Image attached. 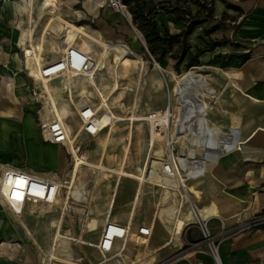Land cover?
Returning a JSON list of instances; mask_svg holds the SVG:
<instances>
[{
    "label": "rangeland",
    "instance_id": "rangeland-1",
    "mask_svg": "<svg viewBox=\"0 0 264 264\" xmlns=\"http://www.w3.org/2000/svg\"><path fill=\"white\" fill-rule=\"evenodd\" d=\"M84 1L85 0H64L63 3H61V0H59L58 5L60 12L63 17L69 20L70 25L82 26L95 34L99 33L98 31L101 33V30H98L95 27L100 28L104 26L108 28L105 20L102 18H93L90 12L86 9ZM97 1L100 4V7L102 9L105 8L107 12L110 11L115 14H121L109 8L108 0H96V5ZM164 1H170L173 5L181 6L185 10L186 8H190L192 14H195L199 10V7L194 2H200V4L204 2L213 3L212 7L214 8V14H216V5H221V8L226 13L220 15L218 13V19L214 18V20H208L206 23L196 28L193 35L188 38V53H196L195 47H200L203 51L199 56V64L202 63L203 57L209 56V62L212 65L200 70L196 67L189 68L188 55L184 57L181 63L177 64V58L181 57L182 49L185 48V45H174L171 48V52L162 58H159L158 55L154 56L150 53L148 45L143 38V34L136 27L132 17L128 13V22L115 27V30L112 29V35L116 41L107 39L102 33L101 36L105 41L112 43L120 42L127 45L135 55L138 56L136 57L132 53L128 55L131 59L136 61L130 71L121 72V76L119 77V80H117L115 77V61L122 58L123 52L119 49H113L110 55L105 57L101 64V67L103 68L99 72L102 76L101 82L98 80V74L94 75V83L89 82L85 76L71 75V86H66V88L70 89L71 99L69 101L62 100L58 93L56 94L53 92L55 106L58 109V121L64 122L66 120L68 123H74L77 125L76 130L74 131V136L69 137L71 145L68 146V151L73 158V162L70 158L69 166L65 173V176L68 177L71 185L70 196L62 201L59 215L53 221L55 231L51 247L56 248L55 253L58 257V260L55 261V263L84 264L85 261H79V259L84 257L85 252H94L91 247L82 246L72 242H81V238L73 234H79V230L82 226L83 229H94L96 228L97 223L103 219L106 220V218H108L109 220H118V216H122L126 219L130 227H133L135 215L142 203L141 199L147 186H149L147 189L148 195L145 193V196L147 195V197L143 199V205L141 207L142 220L144 219V221H148L152 212V217H154L155 221L161 218V227L157 230V237L161 234L162 230L164 232L166 229L170 232L169 229L172 226V222L169 221V218L171 216V211L176 204L174 203L171 194L168 193L169 190L167 189L163 192L164 189L156 187L159 185L155 182L161 172L159 157L163 153L162 149L164 146L163 143L160 144L158 142H153L150 121L141 119L148 118L151 112L167 111L166 109L168 105L171 104L172 110L170 109L168 111H170L171 115L170 124H172L174 128H171L172 130L167 132V135L169 136L170 133L171 140L174 142L172 136L176 135L175 129L177 126H181V124L184 125V129H187L186 132L190 134V144L187 148L183 146L180 155L186 154L192 156L197 154L198 148L203 150L204 147H206L207 138L205 139L206 136L200 129V125L205 126L206 123L209 128H212L213 132H215V136L220 142H222V139L226 138L224 136L228 134L226 131L229 128L219 122L214 121L212 124L214 127L209 125V122L206 119V111L203 112V114L196 113V111H203V108L194 106L193 109H191L190 106H192V100L205 103L212 102L213 96L207 89L210 88L215 91L220 89L224 82L221 70L235 67L233 65H235L236 60L233 58L232 54L228 56L221 55V57H218L217 55L219 54L215 53L219 50L223 52L228 50V46L235 48L234 44L229 43L225 38L222 39L221 36L230 28L233 29L237 26V22L242 14L238 11L239 1L192 0V3L189 2L187 4L185 3L186 0ZM165 6L168 7L167 4ZM18 8L26 11L28 15L27 13H19ZM210 8V5H208L207 8H202V18H207V16L210 15ZM44 10H49V8L42 6V0H35L32 9H29L26 0H0V96L6 98L8 101L10 100V108L6 115L3 114V112L0 113V119L6 121L8 125L7 129H9L10 134L15 135L18 132L21 134L25 146H28L33 140L40 143V132L43 123L42 112L45 106H48L49 104L45 95L42 94L44 86L38 76L35 65L30 58L29 48L27 47L29 30L33 28V37L35 43L38 44L39 37L47 27V16L42 15ZM64 10L69 11L68 16ZM34 11L36 19H34ZM183 12L186 13V11ZM38 14L39 19L37 17ZM153 17L162 31L164 26H166L172 34H176L175 31L177 29H181V31L184 29L185 23L178 22L172 14L159 11L154 14ZM97 20H99V22ZM216 25L219 26V30L213 34L212 39L211 36L205 34V30L211 29ZM20 27H26L25 41L21 44V50L24 54L20 50L23 57L18 50H14V41L13 36L11 35L15 29ZM40 27H42V32L37 36L36 34ZM71 36L72 33L63 30L60 23L55 20L52 21L46 33V38L43 44L44 50L46 47L53 50L56 42H60L64 44L63 51H65L70 45ZM214 42L225 43L214 47ZM76 45H79L84 53H95L97 55V60L100 58L103 51V47L100 44L85 38L78 39ZM192 71L195 72L196 76H200L203 79L195 85H189L186 101H190V104H184L181 110L176 96L179 77L182 75L191 76ZM232 78L237 85L235 75H233ZM22 80L25 81L28 87L24 86L23 88H18ZM110 80L112 81L109 84ZM33 83L35 86V95L33 92L30 94L29 89L30 86H33ZM73 85L79 87L83 97H88L93 103H98V106H100L101 109L107 110L112 119L111 130L102 136L97 150L93 153L87 150L93 149L100 139L90 138L85 134L81 135L82 123L80 122L79 116L73 115L68 109L69 102H72L75 107H79V103L75 101L72 96ZM16 88H18L17 91H20V94L22 95L15 97ZM60 88L63 91V84H61ZM229 89L232 91V94L238 92L232 86L225 90V92ZM25 90H29V92L25 93ZM92 90H95V95L99 99L91 92ZM6 100H0V109L6 108ZM190 110H193V114L189 113ZM166 121L167 117H165V122ZM114 128L115 135L113 132ZM181 133L184 135V130H182ZM125 137L127 138L126 142ZM192 139L198 142L193 144L194 147H192ZM76 145L79 148V151H82L81 153L76 150ZM71 148L72 150H70ZM95 153H98V156L92 160ZM221 154H226V152H222ZM11 155L17 156L22 166L29 167L28 161L16 151L0 152V158ZM77 158L81 163L78 169L73 172ZM71 162L73 167L71 166ZM201 163L203 166L204 161ZM218 163L219 160L215 163L212 161L209 164L207 163L208 167L203 172V176H198L199 179L197 180L194 179L192 181H187L182 173L179 172L178 178L182 187L184 184V188L187 190L191 189V193H193V189L199 186V188L203 189L201 190L202 192L196 193V202L199 204H204L206 202L210 203L214 199L212 193L216 192L219 186L216 184L215 186H212L211 182L214 177L218 182L220 180L216 176L217 170L214 172ZM47 169L49 170V168ZM195 169L196 171L200 170L197 168ZM141 174H144L147 177L148 182L142 183L136 179L137 177H140ZM133 183H135V185ZM146 183H148V185ZM75 185L79 187V189H74ZM81 187H84L86 191L85 193H82ZM133 192L134 195L131 199L132 208L130 211L127 210L123 212L120 206L123 201L128 200L131 197ZM71 195L75 197V201L73 202H71ZM185 195L187 205L190 203V206H193L190 194L185 193ZM79 196H81V199H79ZM72 208L75 209L73 210ZM188 208L189 211H192V208ZM150 209L153 210L151 211ZM36 210L37 216L45 214V216L39 217L38 219L44 223L52 217H55V215L47 213L48 209L43 210L41 208H36ZM86 210L89 212H86ZM131 214L133 215L132 218ZM197 214L200 218L199 213ZM63 226L64 231L62 232L61 230ZM208 227L212 234H218L222 230V226L219 224L216 228L211 227L210 224H208ZM68 230L73 234L64 235ZM195 230L200 232L201 238L202 233L198 225L192 226L188 230V237L191 232ZM90 235L92 239H95L96 232H92ZM32 236L33 237H30L31 240L42 254L44 246L33 234ZM64 237L65 240H62ZM134 238H136V235ZM64 243L69 244L70 258L62 252L63 247L61 245ZM135 246L136 245L133 244V247ZM135 248L141 249L140 246H136ZM51 249L52 248L44 252H49ZM134 252H136V254L134 255V253H132L134 259L130 262L136 264L138 263L137 258L142 254L138 251ZM158 252H160V250L156 252L155 256ZM183 254H174L172 257H180ZM113 259L114 258L106 256V260L102 259L98 264H109ZM170 259L171 258H169V260ZM169 260L167 259L165 263ZM155 261L156 259L154 262ZM154 262L152 264H154Z\"/></svg>",
    "mask_w": 264,
    "mask_h": 264
},
{
    "label": "crops",
    "instance_id": "crops-1",
    "mask_svg": "<svg viewBox=\"0 0 264 264\" xmlns=\"http://www.w3.org/2000/svg\"><path fill=\"white\" fill-rule=\"evenodd\" d=\"M34 1L35 0H26L29 9L33 8ZM58 1L59 0H42V6L49 8V10H44L42 12V15L47 16V27L39 37L38 44L35 43L33 37V28L28 32L29 38L27 40L30 58L34 63L38 76L40 77V80L44 86L42 94L45 95V98L49 102L48 106H45L42 112L44 123H48L51 120H58V109L55 106L53 92L56 94L58 93L62 100L69 101L68 94L64 93V91H62L60 88L62 84L60 80H55V78L46 79L42 76L45 62L57 60L61 56L64 47L63 43L56 42L53 50L48 49V47H46L44 50L43 44L46 38V33L52 21H57L61 24L63 30L72 33L70 45L68 47L69 49L76 45L78 39L80 38H85L100 44L103 47L100 58L97 60L99 61L100 66L104 58L110 55L113 49L121 50L123 52L122 58L115 61V77L117 80H119L121 72L130 71L136 62L134 59H131L128 56L130 53L135 55L130 47L120 42L112 43L105 41L101 36L103 34L107 39L116 41L112 35V29L115 30V27L121 26L128 22V19L123 14H115L110 11L107 12L105 8L102 9L100 7L98 1L96 5V0H85V7L90 12L91 16L95 19H104L106 25L108 26V28L104 26L97 28L93 25L96 29L101 30L102 33L101 34L100 31H98L100 34H95L82 26L70 25L69 20L63 17L62 13L60 12ZM63 1L64 0H61V3H63ZM238 1V8L241 10L242 14L237 22V26L233 29L230 28L221 36L222 39L225 38L229 43L234 44L235 48L228 46V50L224 52L219 50L215 53L225 56L231 54L236 56L234 58L236 63L233 65L235 67H229L221 70L224 77V82L220 89L217 91L210 88L207 89L208 92L213 96L212 102L205 103L192 100V106H190L191 109H193L194 106L203 108V111H196L198 114H203V112L211 109L217 104L215 109L210 113V120L213 123L216 121L228 128L231 127L238 133L237 142H241L239 149H237L236 146V148L230 152H226V154L220 153L212 161L215 163L219 160L214 172L217 170L216 176L220 180L218 182L214 177L213 181L211 182L212 186H215L216 184L219 186V188L216 192L212 193L214 195V199L210 202L211 204L206 202L204 205L205 207L198 208V213L200 218L204 220L212 217V220L209 222V224L213 228H216L218 224L222 227L226 226L229 228L239 224H245L254 217H259V219L264 217V0ZM18 10L19 13H27L20 8H18ZM64 11L68 16L69 11ZM218 13L219 15L226 13L221 8V5H216V14H214V18H219ZM37 17L39 19V14ZM34 19H36L35 11ZM97 21L99 22V20ZM25 29L26 27H20L11 33L14 41L13 48L14 50H18L21 56V44L25 41L26 37ZM217 31L211 33L208 36H211L213 39V34ZM41 32L42 27L39 28L36 35L39 36ZM179 32H181V29H177L175 31V33ZM76 46L79 47V45ZM244 54H248L249 59L245 63H242L238 56ZM92 55L95 57L97 56L95 53H92ZM135 56L138 57L137 55ZM42 57L45 59V61ZM209 61V56L203 57L202 63L196 68L200 70L211 66L212 64ZM22 62L24 66L23 58ZM79 75L87 77L89 82L94 83V76L83 73ZM233 75H235L237 85L234 83L232 78ZM97 77L101 82L102 76L98 74ZM70 79L71 75L64 79L63 87L71 86ZM202 79V77L196 76L195 72L193 71L191 76L182 75L179 77V85L176 90V96L178 98L181 110L184 104H190V101H186L187 89L189 88V85H195L199 81H202ZM111 81L112 80L109 81V84ZM24 86L28 87L25 81L22 80L18 88H23ZM230 86L234 87L238 92L232 94L230 89L225 92V90H227ZM18 88H16L15 97L22 95L20 94V91H17ZM29 89L30 94H32V92L33 94L35 93L34 83L33 86L29 87ZM28 92L29 90H25V93ZM91 92L95 95V90H92ZM224 92L225 94L223 95ZM72 96L78 103L81 98H88L82 96L77 85L73 86ZM1 99L6 100V98H2L0 96V100ZM6 103V108L0 109V113L3 112L5 115L10 108V100H6ZM68 109L69 112L77 116V107H75L72 102H69ZM189 113L193 114V110H190ZM165 117H167L166 122ZM170 119V111L167 110L164 112H151L148 118L141 120L150 121L153 142H158L161 144L164 140H167V132L164 133V129H168ZM69 125L73 131L76 130L77 125L74 123H69ZM7 126L8 125L6 121L4 119H0V152L16 151L20 154V156L28 161L29 167L22 166L20 164L19 158L15 155H11L0 158L1 170L9 166L18 169H25L32 173H36L48 178H66L65 173L69 166L70 155L63 146L53 145L45 142L41 132L40 143H37L35 140H33L28 146H25L21 134L19 132L15 135L10 134ZM115 128L113 129L114 135ZM175 130L176 135L172 136L174 142L183 144L185 141L190 139V134L186 132L187 129H182L180 126H177ZM182 130H184V135L181 133ZM106 133L98 137H94L95 139H100V141L93 149L87 151L91 153L95 152L101 142L102 136H104ZM126 141L127 138L125 137V142ZM196 143L198 142L192 139V147H194L193 144ZM67 144L70 146L71 141L68 140ZM70 150H72V148ZM96 156H98V153L93 155L92 160H94ZM161 156L159 157L161 172L155 182L162 189H164L163 192L167 189L169 190L168 193L171 194L172 199L176 204V206L172 209L171 216L169 218V221L172 222V226L170 227L169 231L174 233V235L175 232H177L179 236L183 228L190 222H193L194 216L191 211H189L188 207L191 208V206L190 203L187 205L186 195L183 187L180 184L178 176L176 175L175 178H171L167 177V175L162 172ZM187 156L188 155L186 154L179 155V160L182 162V157ZM201 162L202 161L197 160L191 163L194 169H200L196 172L202 171L203 173L207 169V163L205 165L204 162L202 166ZM80 163V160L77 158L73 172L78 169ZM47 168H49V170ZM179 170L182 173L180 167ZM136 179L142 183L148 182V179L144 174H141L140 177H137ZM195 179L197 180L199 177H196ZM133 184L135 185V183ZM148 187L149 186L146 187L143 193V197L141 199L142 203L140 204L139 210L135 215L133 227L137 228L138 226L142 225L154 224V236L149 243L148 250L145 252L143 251L142 247L141 249H136V246L133 247V244L130 243L126 248L125 254H119V256L122 257L124 261L123 264H133L130 261L134 259L132 255V253H134V255L136 254L134 251H138L142 254L137 258L138 263L136 264H152L155 259L156 261L154 264H162L165 263L167 259L169 260V258H172V256L179 250V245L174 246L169 244L170 232H168L166 229L164 232L162 230V235L160 234L157 237V230L161 227V218L155 221L151 212V217L148 221H144V219L142 220L141 207L143 205V199L148 195ZM199 187L193 189V193H190L192 204L197 201L196 193L202 192L201 190H203ZM145 193L147 194L146 196ZM133 195L134 192L128 200L122 202L120 208L123 210V212L131 210V199ZM59 210L60 208L48 209L47 213L50 215H55V217L51 216L52 218L44 223L38 219L39 217L45 216V214L37 216L36 214H31L29 209H26L22 215H15L12 211H9L0 201V264H55V261L58 260V257L55 253L56 248L51 247V245L53 244L55 231V227H53V221L59 215ZM88 210H86V212H89ZM132 217L133 215L131 214V218ZM117 219L118 220H110L119 222L121 224H128L126 219L122 216H118ZM105 221L106 220L103 219L97 223V228L99 230ZM31 233L44 246L42 250L48 251L50 248H52L51 251H43L41 254L30 238L33 237ZM189 237L187 232L182 244L188 245L199 240L200 232L197 230L192 231ZM179 243L181 244L180 241ZM61 246L63 247L62 252L65 253L68 258H70L71 255L69 252V244L64 243ZM173 247L177 249H174ZM93 250L94 252H85L86 256L84 255V257H81L79 261H85L84 264H98L103 258L97 250ZM155 250H160L156 256L155 254L157 251ZM219 254L222 264H264V224L254 228L251 231L238 233L223 238L220 241ZM127 257L129 258V261L127 260ZM197 262L212 264L211 258L205 251L195 250L187 251L180 257L172 259L166 264H196ZM109 264L122 263L119 261H111Z\"/></svg>",
    "mask_w": 264,
    "mask_h": 264
},
{
    "label": "built area",
    "instance_id": "built-area-1",
    "mask_svg": "<svg viewBox=\"0 0 264 264\" xmlns=\"http://www.w3.org/2000/svg\"><path fill=\"white\" fill-rule=\"evenodd\" d=\"M113 7L123 13L128 11L127 7L121 2V0H113ZM125 17L127 18V16ZM102 69L103 68L99 65V61H97V58L94 55L90 53H84L79 47L74 45L70 49L67 48L65 51H63L57 60L45 62L42 76L46 79H58L62 84H64V79H66L69 75L78 76L79 74L83 73L94 76L95 74H99ZM63 91L64 93L68 94V99L70 100V89L64 86ZM170 109L172 110L171 104L168 105L166 110ZM214 109L215 107H212L206 111V119L208 120L209 125L213 124V122L210 120V113ZM77 115L79 116L80 122L82 123L81 134H86L94 138L111 130L112 119L110 118L111 116L109 112L105 109H101L100 106H98V103H92L89 98L80 99L79 107L77 108ZM180 127L183 129L184 125L181 124ZM212 127L214 126L212 125ZM171 128H174V126L169 124L168 129H164V133L172 130ZM200 129L202 132H204L206 137L204 135L203 136L205 139L207 138L206 148L204 147L203 150L198 148L197 154L182 157V162L179 160V155L183 149V146L186 148L188 147L190 140L185 141L183 144L173 142L171 140V134L169 133V136L167 135V140L162 142L164 146L161 156L162 172L167 175V177L175 178L176 175L178 176L180 167L185 180L192 181L196 177L203 176L204 174L202 171L196 172V169L192 167V162L202 160L206 165V163L209 164L220 153L230 152L236 148V146L237 149L240 148L241 142H237L238 133L235 132V130H233L231 127L227 131L225 130L228 134L224 136L226 138H223L222 142L218 141L217 137L215 136V132H213V129L209 128L206 123L205 126L200 125ZM41 133L45 142L53 145L63 146L69 154L67 142L69 137L74 136V131L71 129L69 123L66 120L64 122H60L58 120H51L48 123L43 122L41 126ZM76 150L79 153L82 152L79 151L77 145ZM70 158L73 162L71 155ZM72 162L71 166L73 167ZM9 179L11 182H9ZM17 183H21L22 186L19 187ZM146 184L148 185V183ZM156 187L160 188V186ZM70 188L71 185L69 183L68 177L60 179L48 178L36 173H32L25 169H18L9 166L0 170V201L8 206L15 215H22L26 209H29L31 214H36V208H41L43 210L50 208H60L62 201L70 196ZM76 188L79 189V187L75 185L74 189ZM81 188L80 189L82 192L85 193L86 191L84 187ZM10 189L19 190L22 193V200L15 201L11 205L6 198V191ZM183 190L186 194L191 193V189H185L184 184ZM79 199H81V196H79ZM73 201H75V197L71 195V202ZM205 204L206 203L199 204L198 202H195L193 206L191 205V212L193 213L195 220L187 224L179 236L177 232H175V235L174 233L170 232L169 244L174 246L179 245V250L175 255H180L184 252L194 250L205 251L211 258L212 264H222L219 254L220 241L227 236L253 230L254 228L264 224V217L261 219H259V217H254L245 224H239L229 228L223 226L222 230L218 234H212L208 227L212 217L204 220L200 219L197 214L199 211L198 208L205 207ZM72 209L74 210L75 208ZM197 225L200 227L202 237L188 245L182 244L185 234L188 232V230L192 226ZM154 230V224L142 225L134 228L130 227L129 224H121L119 222L106 219L100 230L97 228V226L94 229H83L82 226V228L79 230V234H73L70 230H68L64 235L73 234L80 237L81 242H72L97 250L104 260H106V256H108L109 258H114L112 261L124 263L122 257H119V254H125L126 248L130 243L142 247L144 252L147 251L149 243L154 236ZM61 231H64V227H62ZM92 232H96L95 239L90 237V233ZM135 235L136 238H134ZM62 240H65V237L62 238ZM178 240L181 242V244ZM175 258L177 257L174 256L169 261ZM127 260L129 261L128 257ZM196 264L206 263L197 262Z\"/></svg>",
    "mask_w": 264,
    "mask_h": 264
},
{
    "label": "trees",
    "instance_id": "trees-1",
    "mask_svg": "<svg viewBox=\"0 0 264 264\" xmlns=\"http://www.w3.org/2000/svg\"><path fill=\"white\" fill-rule=\"evenodd\" d=\"M121 2L127 7L128 13L133 19L136 27L143 34L148 49L154 56H159L162 58L171 52V48L174 45H185L182 49L181 57L177 58V64L181 63L185 56L188 55L189 68L199 66V56L202 53V48L195 47L196 53H188V38L194 33L196 28L200 27L202 24L206 23L208 20H214V8L213 3H202L194 2L199 10L192 14L190 8H182L181 6H175L170 1L164 0H121ZM192 0H186V4ZM168 5L166 7L165 5ZM210 5V15L207 18H202V8H207ZM184 9V10H183ZM159 11H164L167 14H172L175 16L178 22H184V29L176 34H172L169 29L164 26L163 31L158 26V23L154 20V14ZM183 11H186L184 13ZM238 11L241 10L238 8ZM219 30V26H213L211 29L205 30L206 35ZM227 42V41H226ZM225 42H214L213 46L217 47L223 45ZM221 57V55H217ZM233 58L236 56L232 55ZM242 63H245L249 59L248 54L238 56ZM189 70V69H188Z\"/></svg>",
    "mask_w": 264,
    "mask_h": 264
},
{
    "label": "bare ground",
    "instance_id": "bare-ground-1",
    "mask_svg": "<svg viewBox=\"0 0 264 264\" xmlns=\"http://www.w3.org/2000/svg\"><path fill=\"white\" fill-rule=\"evenodd\" d=\"M108 6L113 11L121 13L124 16H128L129 15L127 11L125 13H123V12L119 11L118 9H116L115 7H113V0H108ZM9 182H11L10 179H9ZM15 184H16V182H15ZM17 184H18L19 187L22 186L21 183H17ZM6 198L10 202V204L12 205L15 201H21L22 200V193L19 190H17V189L16 190L10 189V190L6 191ZM4 206H6V205L4 204ZM6 208L9 211H11L8 206H6Z\"/></svg>",
    "mask_w": 264,
    "mask_h": 264
}]
</instances>
